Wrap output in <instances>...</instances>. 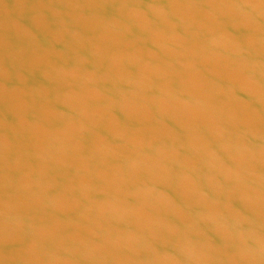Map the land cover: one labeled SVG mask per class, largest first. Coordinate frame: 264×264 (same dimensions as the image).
<instances>
[{"label": "water", "instance_id": "1", "mask_svg": "<svg viewBox=\"0 0 264 264\" xmlns=\"http://www.w3.org/2000/svg\"><path fill=\"white\" fill-rule=\"evenodd\" d=\"M0 264H264V0H0Z\"/></svg>", "mask_w": 264, "mask_h": 264}]
</instances>
